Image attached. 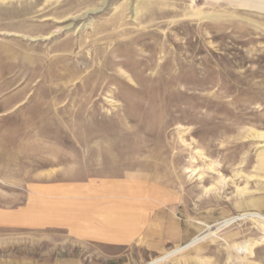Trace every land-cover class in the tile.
I'll return each mask as SVG.
<instances>
[{"label":"rangeland","instance_id":"obj_1","mask_svg":"<svg viewBox=\"0 0 264 264\" xmlns=\"http://www.w3.org/2000/svg\"><path fill=\"white\" fill-rule=\"evenodd\" d=\"M0 264H264V0H0Z\"/></svg>","mask_w":264,"mask_h":264},{"label":"crops","instance_id":"obj_2","mask_svg":"<svg viewBox=\"0 0 264 264\" xmlns=\"http://www.w3.org/2000/svg\"><path fill=\"white\" fill-rule=\"evenodd\" d=\"M133 197H134V196H133ZM147 197H150V196H147ZM97 203H98V202H95L96 205H97ZM141 203H142V205H145V204H146V203H144V201H142ZM148 204L150 205V203H148ZM86 206L90 207V206H92V205H91V203H86V202H85V208H86ZM128 206L130 207V206H132V205H131L130 203H128ZM149 207H150V206H149ZM128 209H129V208H126V207H125V210H127V212H128ZM90 214H91V213H90V212L88 213V211H86V209H85V212H84L83 215H84V217H85L86 219L89 220V221H87V222H89V225L92 224L93 227H91V228L88 227V225L85 223L84 220H80V222H79V225H80L81 227L85 224V228L87 227V228H86V231H87V230H91V229H92V230H97L98 225H101V224H96V222H94V217H92ZM92 214H93V213H92ZM128 214H129V218H131L132 214L129 213V212H128ZM132 217H134V216H132ZM133 219H134V218H132V221H133ZM132 221H131V219H130V221H128V223H132ZM102 224H103V223H102ZM128 225L131 227L130 224H128ZM100 228H102V225L100 226ZM132 228H133V225H132ZM80 231H81V230H80ZM86 231H85V232H86ZM85 232H81V233H80V236H84V237H85ZM103 238H104V237H103ZM106 239H107V238H106ZM109 239H110V238H109ZM112 239H113V238H112Z\"/></svg>","mask_w":264,"mask_h":264},{"label":"bare ground","instance_id":"obj_3","mask_svg":"<svg viewBox=\"0 0 264 264\" xmlns=\"http://www.w3.org/2000/svg\"><path fill=\"white\" fill-rule=\"evenodd\" d=\"M249 4H250V3H249ZM249 4H247V5H249ZM250 7L257 8V7L254 6V3H251V6H250ZM257 9H260V8H257ZM231 221H232V220L230 219V220L227 221L225 224L228 225V224L231 223ZM223 224H224V223H223ZM205 236H207V235H204V236H197V237L193 238V239L189 242L190 245H188V246H191L193 243L197 242V241H198L199 239H201V238H204ZM179 249H180V248L176 249L175 251H177V250H179ZM175 251H172V252H175ZM172 252H170V253H172ZM170 253H167L166 255H169ZM164 256H165V255H164ZM164 256H163V257H164ZM160 260H162V257L158 258L156 262H158V261H160Z\"/></svg>","mask_w":264,"mask_h":264},{"label":"water","instance_id":"obj_4","mask_svg":"<svg viewBox=\"0 0 264 264\" xmlns=\"http://www.w3.org/2000/svg\"><path fill=\"white\" fill-rule=\"evenodd\" d=\"M198 242H199V241L195 242L193 245H196ZM189 247H190V246L183 247L180 251L176 252L175 254H177V253H179V252H181V251H183V250H185V249H187V248H189ZM175 254H173V255H175ZM165 259H166V258H165Z\"/></svg>","mask_w":264,"mask_h":264}]
</instances>
